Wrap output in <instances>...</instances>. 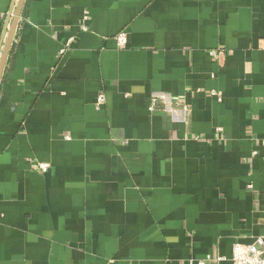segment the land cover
Wrapping results in <instances>:
<instances>
[{
  "label": "crops",
  "instance_id": "1",
  "mask_svg": "<svg viewBox=\"0 0 264 264\" xmlns=\"http://www.w3.org/2000/svg\"><path fill=\"white\" fill-rule=\"evenodd\" d=\"M263 39L264 0H26L0 83V264H233L264 236Z\"/></svg>",
  "mask_w": 264,
  "mask_h": 264
},
{
  "label": "built area",
  "instance_id": "2",
  "mask_svg": "<svg viewBox=\"0 0 264 264\" xmlns=\"http://www.w3.org/2000/svg\"><path fill=\"white\" fill-rule=\"evenodd\" d=\"M117 40L121 45H124L128 42V32L121 31L117 35ZM71 41L65 43L61 49L60 54H65ZM264 43V39H263ZM224 51L222 49H215L211 51V54L215 58H220ZM212 94L221 97L220 94L213 92ZM174 99L163 92L155 93L152 96L151 104L149 109L151 111L156 110L157 108H168L170 109L173 105ZM97 106L101 107L105 103V95L102 93L97 98ZM35 170L41 173H47L51 165L48 162H35ZM210 258V257H209ZM232 263L233 264H264V236H258L250 244H241L235 243L232 253ZM179 264H205L204 260L197 261L195 259H187L185 261H180Z\"/></svg>",
  "mask_w": 264,
  "mask_h": 264
},
{
  "label": "water",
  "instance_id": "3",
  "mask_svg": "<svg viewBox=\"0 0 264 264\" xmlns=\"http://www.w3.org/2000/svg\"><path fill=\"white\" fill-rule=\"evenodd\" d=\"M25 2L26 0H17L13 5V8L10 14L11 23H10V27L8 29L6 40H5L2 53L0 56V83H1L2 75L5 70L9 55H10L11 47H12L13 40H14L21 16H22Z\"/></svg>",
  "mask_w": 264,
  "mask_h": 264
}]
</instances>
